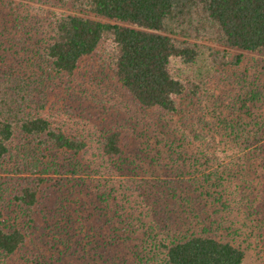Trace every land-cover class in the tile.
Listing matches in <instances>:
<instances>
[{
	"label": "trees",
	"instance_id": "1",
	"mask_svg": "<svg viewBox=\"0 0 264 264\" xmlns=\"http://www.w3.org/2000/svg\"><path fill=\"white\" fill-rule=\"evenodd\" d=\"M26 1L0 264H264V0Z\"/></svg>",
	"mask_w": 264,
	"mask_h": 264
},
{
	"label": "rangeland",
	"instance_id": "2",
	"mask_svg": "<svg viewBox=\"0 0 264 264\" xmlns=\"http://www.w3.org/2000/svg\"><path fill=\"white\" fill-rule=\"evenodd\" d=\"M4 1H6L7 2V0H4ZM14 1H16V2H20V3H24V2H27L26 0H14ZM43 7H46L45 5H43ZM15 13H17L18 15H15ZM12 12V13H10V14H7L5 11H0V23L3 21V19H4V16H5V18H8L9 20H10V22H12V17H13V19L15 20V19H17L18 21V23H20V21L22 20V17H25V12L24 11H16V12ZM12 14V17L11 16H9V15H11ZM32 15V14H31ZM17 23V24H18ZM7 29H8V34L10 33V34H12V35H14L12 38H14V39H16V38H18L19 37V33H17V32H15V31H13V29L11 28V26L8 24V26H7ZM35 36V35H34ZM3 49H2V47H0V56H5V55H7V53H6V51H2ZM8 56V55H7ZM14 58H12V57H9V63H11V62H16L15 61V58H18L17 56H13ZM7 62V63H8ZM18 63H21V61H19ZM26 66V65H25ZM78 119L80 120V117L78 116ZM95 124V123H94ZM252 259H255L254 257H251L250 255H248L247 254V256L245 257V260H244V262H243V264H250L251 263V261H252ZM15 261V263H21L20 262V260L18 259V257H16V259L14 260Z\"/></svg>",
	"mask_w": 264,
	"mask_h": 264
}]
</instances>
